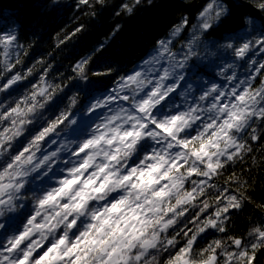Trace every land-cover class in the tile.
I'll list each match as a JSON object with an SVG mask.
<instances>
[{"label": "clouds", "instance_id": "9594fccd", "mask_svg": "<svg viewBox=\"0 0 264 264\" xmlns=\"http://www.w3.org/2000/svg\"><path fill=\"white\" fill-rule=\"evenodd\" d=\"M0 264H264V0H0Z\"/></svg>", "mask_w": 264, "mask_h": 264}]
</instances>
